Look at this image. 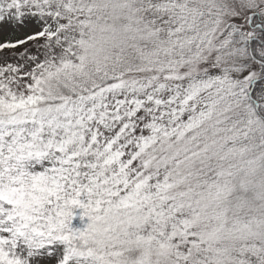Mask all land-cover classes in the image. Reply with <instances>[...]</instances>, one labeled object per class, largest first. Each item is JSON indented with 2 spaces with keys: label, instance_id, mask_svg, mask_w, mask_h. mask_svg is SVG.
I'll use <instances>...</instances> for the list:
<instances>
[{
  "label": "snow or ice",
  "instance_id": "6c2138e0",
  "mask_svg": "<svg viewBox=\"0 0 264 264\" xmlns=\"http://www.w3.org/2000/svg\"><path fill=\"white\" fill-rule=\"evenodd\" d=\"M0 264H264V0H0Z\"/></svg>",
  "mask_w": 264,
  "mask_h": 264
},
{
  "label": "rangeland",
  "instance_id": "374dc122",
  "mask_svg": "<svg viewBox=\"0 0 264 264\" xmlns=\"http://www.w3.org/2000/svg\"><path fill=\"white\" fill-rule=\"evenodd\" d=\"M76 212H77V215L73 219V224L74 226L82 227L83 224L87 222V218L85 217L83 220H81L80 215H79L80 210L77 209Z\"/></svg>",
  "mask_w": 264,
  "mask_h": 264
}]
</instances>
